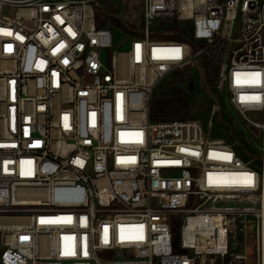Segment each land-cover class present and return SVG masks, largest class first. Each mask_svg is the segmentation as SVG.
<instances>
[{
  "label": "built area",
  "instance_id": "obj_1",
  "mask_svg": "<svg viewBox=\"0 0 264 264\" xmlns=\"http://www.w3.org/2000/svg\"><path fill=\"white\" fill-rule=\"evenodd\" d=\"M103 1L0 0V264H264V0H143L126 51ZM190 68L261 132L249 163L216 107L151 121Z\"/></svg>",
  "mask_w": 264,
  "mask_h": 264
},
{
  "label": "rangeland",
  "instance_id": "obj_2",
  "mask_svg": "<svg viewBox=\"0 0 264 264\" xmlns=\"http://www.w3.org/2000/svg\"><path fill=\"white\" fill-rule=\"evenodd\" d=\"M143 0H107L101 2V6L111 15L120 20L108 18L114 25V48L126 51L129 48V40L134 36L128 31L127 25H132L136 31H140L142 21ZM98 11H100L97 8ZM180 91L188 96L192 103V115L189 120L200 121L205 130L211 125V133L214 137L222 138L230 144H236L235 150L243 156L246 163L250 158L244 155L245 149L238 145L239 141L245 143L248 150H258L261 146V132L246 124L236 109L230 104L228 94L214 87L211 89L202 70L198 68L187 69L175 73L166 79L156 92L171 93ZM215 109V116L211 123V114ZM211 123V125H210ZM252 142V143H251ZM249 166L255 170H261L260 161H254ZM2 249L0 247V255Z\"/></svg>",
  "mask_w": 264,
  "mask_h": 264
},
{
  "label": "trees",
  "instance_id": "obj_3",
  "mask_svg": "<svg viewBox=\"0 0 264 264\" xmlns=\"http://www.w3.org/2000/svg\"><path fill=\"white\" fill-rule=\"evenodd\" d=\"M174 38L178 40H191L190 37L178 31H176ZM205 77L210 88L214 89L215 79L209 70ZM191 115L192 103L190 102L187 95L180 93V91H173L171 93L155 92L150 105V119L152 122L185 121L189 120L191 118ZM238 145L245 149V152H243L244 155H259L257 150L252 151L246 149L245 143L241 141H239ZM174 233L176 239H178L179 231L175 230Z\"/></svg>",
  "mask_w": 264,
  "mask_h": 264
},
{
  "label": "snow or ice",
  "instance_id": "obj_4",
  "mask_svg": "<svg viewBox=\"0 0 264 264\" xmlns=\"http://www.w3.org/2000/svg\"><path fill=\"white\" fill-rule=\"evenodd\" d=\"M176 51H177V52H179V50H178V49H177ZM249 179H250V178H249Z\"/></svg>",
  "mask_w": 264,
  "mask_h": 264
}]
</instances>
